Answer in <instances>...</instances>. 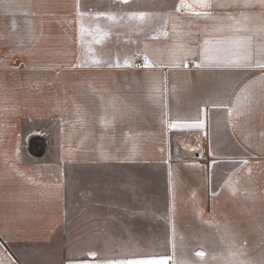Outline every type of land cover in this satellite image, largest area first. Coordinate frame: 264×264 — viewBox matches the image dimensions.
<instances>
[{"label": "crops", "instance_id": "1", "mask_svg": "<svg viewBox=\"0 0 264 264\" xmlns=\"http://www.w3.org/2000/svg\"><path fill=\"white\" fill-rule=\"evenodd\" d=\"M258 65L264 0H0V264L54 238L72 166L97 170L106 218L139 213L148 175L164 178L168 228L105 245L148 252L61 264H264ZM216 111L238 150L222 170L179 145L197 147Z\"/></svg>", "mask_w": 264, "mask_h": 264}, {"label": "rangeland", "instance_id": "2", "mask_svg": "<svg viewBox=\"0 0 264 264\" xmlns=\"http://www.w3.org/2000/svg\"><path fill=\"white\" fill-rule=\"evenodd\" d=\"M160 1L163 5L172 2ZM205 133L203 143L208 144L210 148L211 161L217 162L221 170L232 166L238 150L229 135L223 112L210 114ZM195 138L197 139L198 135H195ZM188 141L180 139L179 145L185 149H194L196 144H190ZM98 177L100 176L97 170L91 167L68 168L65 186L66 216L63 224L54 238L43 247L16 244L14 252L20 261L24 264H61L64 259L103 258L150 251L105 247L107 244H113L107 243L108 237L118 239L134 233L148 239L165 240L168 228V201L164 178L160 181L157 174L148 175L146 187L143 189L141 186L140 191V196L144 199L130 202L131 209L140 210L139 213L106 218L98 216L96 210L93 213L91 211V204L98 203L92 201V192L97 195L106 192L99 184L92 189V182H100ZM107 221L110 224L107 225Z\"/></svg>", "mask_w": 264, "mask_h": 264}, {"label": "built area", "instance_id": "3", "mask_svg": "<svg viewBox=\"0 0 264 264\" xmlns=\"http://www.w3.org/2000/svg\"><path fill=\"white\" fill-rule=\"evenodd\" d=\"M134 62L140 65L142 63V59L140 57H136ZM190 152L192 156H196L201 162L209 163L211 160L209 146L208 144L203 143V141L198 144L195 149H191Z\"/></svg>", "mask_w": 264, "mask_h": 264}, {"label": "snow or ice", "instance_id": "4", "mask_svg": "<svg viewBox=\"0 0 264 264\" xmlns=\"http://www.w3.org/2000/svg\"><path fill=\"white\" fill-rule=\"evenodd\" d=\"M145 66H151L146 62ZM259 67H264V65H258ZM198 255H203V253H198ZM113 264H165L164 261H154V260H129L122 262H113Z\"/></svg>", "mask_w": 264, "mask_h": 264}, {"label": "trees", "instance_id": "5", "mask_svg": "<svg viewBox=\"0 0 264 264\" xmlns=\"http://www.w3.org/2000/svg\"><path fill=\"white\" fill-rule=\"evenodd\" d=\"M32 156H39L40 154L37 153H31Z\"/></svg>", "mask_w": 264, "mask_h": 264}, {"label": "bare ground", "instance_id": "6", "mask_svg": "<svg viewBox=\"0 0 264 264\" xmlns=\"http://www.w3.org/2000/svg\"><path fill=\"white\" fill-rule=\"evenodd\" d=\"M183 144H185V143H183Z\"/></svg>", "mask_w": 264, "mask_h": 264}]
</instances>
